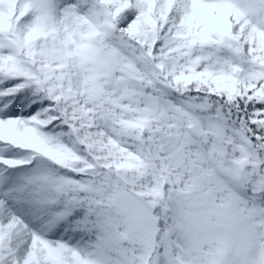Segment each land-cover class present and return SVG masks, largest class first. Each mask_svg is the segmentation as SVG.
I'll return each instance as SVG.
<instances>
[{"label":"snow or ice","instance_id":"snow-or-ice-1","mask_svg":"<svg viewBox=\"0 0 264 264\" xmlns=\"http://www.w3.org/2000/svg\"><path fill=\"white\" fill-rule=\"evenodd\" d=\"M0 264H264V0H0Z\"/></svg>","mask_w":264,"mask_h":264},{"label":"trees","instance_id":"trees-1","mask_svg":"<svg viewBox=\"0 0 264 264\" xmlns=\"http://www.w3.org/2000/svg\"><path fill=\"white\" fill-rule=\"evenodd\" d=\"M21 115L23 114V110L21 111V113H20ZM20 155H23V153H20Z\"/></svg>","mask_w":264,"mask_h":264}]
</instances>
